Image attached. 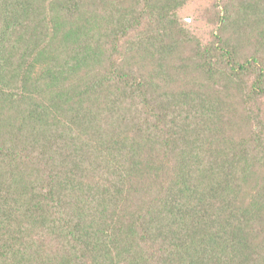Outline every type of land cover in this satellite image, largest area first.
Returning a JSON list of instances; mask_svg holds the SVG:
<instances>
[{"label": "trees", "instance_id": "trees-1", "mask_svg": "<svg viewBox=\"0 0 264 264\" xmlns=\"http://www.w3.org/2000/svg\"><path fill=\"white\" fill-rule=\"evenodd\" d=\"M0 0V264H264V0Z\"/></svg>", "mask_w": 264, "mask_h": 264}, {"label": "rangeland", "instance_id": "rangeland-1", "mask_svg": "<svg viewBox=\"0 0 264 264\" xmlns=\"http://www.w3.org/2000/svg\"><path fill=\"white\" fill-rule=\"evenodd\" d=\"M221 3V0H186L176 11L177 18L180 24L188 28L203 43H208L217 29L214 22Z\"/></svg>", "mask_w": 264, "mask_h": 264}]
</instances>
